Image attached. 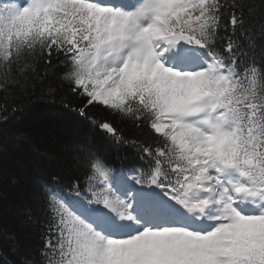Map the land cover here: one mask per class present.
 I'll use <instances>...</instances> for the list:
<instances>
[{
  "label": "snow or ice",
  "instance_id": "1",
  "mask_svg": "<svg viewBox=\"0 0 264 264\" xmlns=\"http://www.w3.org/2000/svg\"><path fill=\"white\" fill-rule=\"evenodd\" d=\"M45 89L137 163L0 197V264H264V0H0V122Z\"/></svg>",
  "mask_w": 264,
  "mask_h": 264
},
{
  "label": "trees",
  "instance_id": "2",
  "mask_svg": "<svg viewBox=\"0 0 264 264\" xmlns=\"http://www.w3.org/2000/svg\"><path fill=\"white\" fill-rule=\"evenodd\" d=\"M5 99L0 93V104ZM6 102L8 119L0 122V197L5 200L28 204L45 188H66L72 175L71 157L77 149L98 153L117 169L137 163L131 150L117 149L104 132L69 112L62 94L49 96L46 89L30 96L17 92ZM14 107L17 111L12 112ZM117 127L125 135H136L127 125ZM0 223L7 226V233L0 231V249H7L16 227L11 222ZM19 246V255L26 254L23 238Z\"/></svg>",
  "mask_w": 264,
  "mask_h": 264
}]
</instances>
